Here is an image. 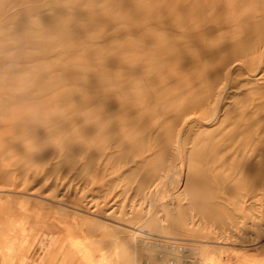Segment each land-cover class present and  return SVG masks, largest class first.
<instances>
[{"label":"rangeland","instance_id":"1","mask_svg":"<svg viewBox=\"0 0 264 264\" xmlns=\"http://www.w3.org/2000/svg\"><path fill=\"white\" fill-rule=\"evenodd\" d=\"M80 18L0 52V258L59 225L76 264H264V0Z\"/></svg>","mask_w":264,"mask_h":264},{"label":"bare ground","instance_id":"2","mask_svg":"<svg viewBox=\"0 0 264 264\" xmlns=\"http://www.w3.org/2000/svg\"><path fill=\"white\" fill-rule=\"evenodd\" d=\"M91 1L0 0V52L7 53L12 50V46L18 49L17 44L24 38H32L31 42L35 44L41 43L43 39L59 35L52 34L54 29L65 30L75 27L81 20L82 7L87 6ZM226 88L223 87L219 94H226ZM216 100L219 103L221 96ZM135 231L132 237L135 247L154 245L148 240V237L154 234L145 231L142 227L136 228Z\"/></svg>","mask_w":264,"mask_h":264},{"label":"crops","instance_id":"3","mask_svg":"<svg viewBox=\"0 0 264 264\" xmlns=\"http://www.w3.org/2000/svg\"><path fill=\"white\" fill-rule=\"evenodd\" d=\"M57 229V231H56ZM59 225L53 227L51 234H44L42 230L41 237L36 242V246L32 254L35 252V256L24 255L20 259L21 264H76L77 249L73 240L66 241L61 239V233L58 232ZM41 242V243H40ZM27 247V246H26ZM27 247L24 251L27 252ZM5 258V257H4ZM0 258V264H16V260L8 258Z\"/></svg>","mask_w":264,"mask_h":264},{"label":"clouds","instance_id":"4","mask_svg":"<svg viewBox=\"0 0 264 264\" xmlns=\"http://www.w3.org/2000/svg\"><path fill=\"white\" fill-rule=\"evenodd\" d=\"M102 62V61H101Z\"/></svg>","mask_w":264,"mask_h":264}]
</instances>
